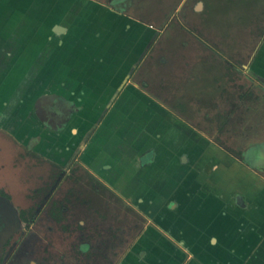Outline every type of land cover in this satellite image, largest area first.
Listing matches in <instances>:
<instances>
[{
  "label": "crops",
  "instance_id": "0c3cea01",
  "mask_svg": "<svg viewBox=\"0 0 264 264\" xmlns=\"http://www.w3.org/2000/svg\"><path fill=\"white\" fill-rule=\"evenodd\" d=\"M138 1L141 8L149 3ZM165 1L173 10L171 24L184 30L186 22L193 38L197 27L191 13L197 18L201 14L203 26L223 36L254 23L260 11L254 0H239L241 7L232 14L220 0H213L217 2L209 12L211 0ZM92 5L97 11L85 39L77 29L70 33L72 24L57 17L43 20L42 32L33 33L21 50L18 31L11 29L7 39L1 35L9 17L0 2V133L16 144L32 138L30 143L36 149L45 146L56 165L65 166L79 154L82 168L99 181L103 178L127 204L136 203L144 219L133 242L138 241L137 247L132 246L142 249L136 264H264V157L245 163L216 143L220 153L215 159L212 155L219 149L211 134L202 129L196 133L175 109L131 77L132 68L142 63L144 49L138 42L161 37L162 21L132 15L116 31L117 18L110 8L101 18L103 3ZM45 23L52 24L45 27ZM131 41L137 43L133 49ZM116 44L122 50L115 52ZM129 44V53L124 54ZM208 48L211 51L209 44ZM24 51L26 59L19 60ZM39 53L42 60L36 61ZM120 58L122 66L115 62ZM83 63L85 71L79 69ZM229 65L241 73L244 68L257 74L264 71L260 65ZM25 69L27 79L4 81L6 72ZM82 73L94 78L85 80ZM259 143L263 149L264 142Z\"/></svg>",
  "mask_w": 264,
  "mask_h": 264
},
{
  "label": "rangeland",
  "instance_id": "374dc122",
  "mask_svg": "<svg viewBox=\"0 0 264 264\" xmlns=\"http://www.w3.org/2000/svg\"><path fill=\"white\" fill-rule=\"evenodd\" d=\"M155 1L147 0L149 3L141 8L138 0H0L2 6L8 8L5 12L9 17L2 24L1 35L7 39L15 29L19 38L22 37L17 46L24 50L33 33L42 32L43 20L52 22L59 17L72 24L70 33L77 29L85 39L91 33L90 18L97 11L90 8L94 6L92 2L103 3L99 6L101 18L106 17L109 10L115 14L116 31H121L124 19L132 15L137 19L162 21L161 37L157 34L147 43L138 42L144 49L139 58L142 63L132 68L134 76L131 77L138 78L175 109L185 124L193 122L199 128L194 129L197 133L202 128L207 129L217 148L216 143L232 146V150L241 149L242 152H236L251 161L256 154L252 152L258 151L253 139L257 143L264 142V71L257 74L244 68L241 73L229 64L242 68L243 65H260L264 69V0H254L260 7L256 20H252L254 23L238 26L233 32L228 25L232 35L221 36L219 31L209 30L203 26L201 14L197 18L191 13L196 20L194 27H197L191 26L197 35L194 38L188 34L186 22L184 30L180 24H171L173 10L169 2ZM238 1L218 2L225 4V11L232 14L237 11L235 8L241 7H237ZM215 3L211 0L206 8L208 12ZM252 17L255 18V14ZM76 19L78 22L74 23ZM50 24L45 23V27ZM132 27L134 30V25ZM53 30L62 33L56 27ZM172 33L177 35L174 37ZM231 37L237 40L232 41ZM135 43L131 41L124 54L129 53L130 48L137 45ZM118 46L116 44L115 52L122 50ZM25 54L24 51L18 59H26ZM37 56L36 61H41L43 54ZM115 62L124 65L122 58ZM80 65L79 69H87V64ZM27 73L26 69L22 73L8 71L4 81L15 83L20 77L22 81L29 76ZM81 76L88 81L94 78V74L89 73ZM163 116L168 115L164 113ZM39 136L37 141L41 140ZM31 139L29 137L23 145L16 144L14 139L0 133V193L8 196L23 215L21 226L6 245L0 264H136L142 249L135 250L132 246L138 244V241L133 242L144 222L136 203L127 204L107 188L103 178H100L102 181L94 179L77 162L79 154L65 166L56 165L45 153V146L41 144L37 150L36 144L30 143ZM218 149L212 155L215 159H219Z\"/></svg>",
  "mask_w": 264,
  "mask_h": 264
},
{
  "label": "flooded vegetation",
  "instance_id": "af4514ba",
  "mask_svg": "<svg viewBox=\"0 0 264 264\" xmlns=\"http://www.w3.org/2000/svg\"><path fill=\"white\" fill-rule=\"evenodd\" d=\"M188 124H190V126L193 127L192 130H194V129L199 130V128H196L195 127V125L193 124V122L192 123L191 122H188ZM202 130H205V131H207L209 133V131L207 129H205V128H202ZM209 134H211V133H209ZM253 140H254V142H256V139H253ZM223 146L225 148H227L228 150H230L231 151V154H234V155L238 156L245 163H247V162L250 163V161H249V159L247 157L244 158L242 156L243 154H238L237 153V152H242L241 149H238V150H234L233 149L232 150L230 148L232 146H230V147H228L227 145H223ZM242 146L245 147L246 145L242 144ZM255 147H256V149H258V151H253L252 152L253 154H255V153L256 154L253 155V158H252L251 161H253L256 156H261V155L263 156V154H264V152L261 153V154H259V150L261 152L264 149V148L262 149V146L260 144H258L256 142ZM108 189L112 193H114L115 195H118L112 189H110V188H108ZM22 217H23V215L16 209V207L12 203V200L8 196L3 195V194L0 193V261H1L2 257H3V252H4L5 248H6V245L8 244L9 240L19 230V228L21 226V219H22Z\"/></svg>",
  "mask_w": 264,
  "mask_h": 264
}]
</instances>
